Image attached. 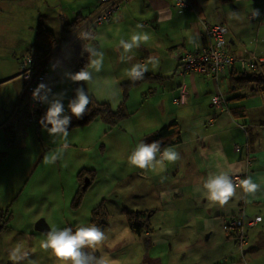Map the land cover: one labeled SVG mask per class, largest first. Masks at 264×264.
<instances>
[{
    "label": "crops",
    "instance_id": "0c3cea01",
    "mask_svg": "<svg viewBox=\"0 0 264 264\" xmlns=\"http://www.w3.org/2000/svg\"><path fill=\"white\" fill-rule=\"evenodd\" d=\"M70 1L73 3L66 12L54 5V29L38 20V25L54 31L57 43L50 52V61L61 62V66L50 73L46 83L53 93L65 92L62 103L67 114L68 101L74 98L77 87L84 88L90 98L109 103L112 109L123 102L127 113L114 125L95 118L88 124L68 129L69 147L64 152V162H60L59 169L54 168L56 176L67 175L69 197L77 188L76 174L81 168L96 171L90 185L96 186L98 201H103L109 213L100 227L108 233L103 244L104 252L116 257L131 249L130 253L136 254L131 264H247L243 253L237 254L241 247L234 234L227 230L226 223L239 213L249 218L264 216V94L227 102L229 108L236 105L245 107L243 116H234L227 108L221 109L211 102L216 93H221L225 99L241 93H228V71L218 79L198 72L182 73L180 56L205 44L200 25V20L205 19L228 27L230 49L237 56L253 53L264 58V0H184L190 4L187 7L176 6L174 0H127L110 22L95 27L93 34L96 38L91 41H80L76 34L86 29L97 10L98 0ZM5 2L7 0H0L3 3L0 14L8 6ZM253 10H258L257 16ZM76 15L82 20L66 36L69 23ZM9 20L6 18L0 24V48H3L0 61L1 67L6 66L0 73V141L6 137L9 143L1 146L0 142V160L7 156L6 150L2 149L15 143L20 126L14 120V115L23 109L19 103L24 92L20 58L41 45L37 37L34 44L27 40L24 31L32 22L21 18L18 19V30L14 29L15 38L8 43L9 35L4 33L10 31ZM134 32L147 33L149 39L134 48L135 52L132 50L127 54L130 59L126 60L124 74L114 73L117 75L116 83L109 85V81H104L108 75H113L109 63L121 62L119 41L130 40ZM1 42L7 43L1 45ZM77 44L81 50L83 46L92 44L105 54L103 69L93 74L91 84L71 82L62 76L65 70L76 72L78 61L87 54H82L81 50L76 54L74 46ZM150 57L158 59L155 66L149 63ZM134 64L146 65L147 72L158 77L133 86L123 100L120 84L129 79L128 70ZM243 66L244 61L239 59L233 67L237 70ZM182 84L186 93L180 97ZM113 92L116 96L110 98ZM155 96L160 98L153 101ZM173 98H178V101L174 102ZM47 107L42 104V108ZM172 121L180 130L179 141L161 147V152L165 148H173L179 153V159L173 163L165 161L163 166L155 168L132 166L128 157L136 145ZM8 128L12 130L13 137H10ZM22 128L23 149L35 138L44 150L51 152L63 143L62 138L53 140L36 123L24 122ZM56 163L59 165L58 161ZM217 166L231 167L233 175H240L241 180L250 176L260 185V191L254 197L245 196L238 188L239 198H233L223 206L211 203L195 189L202 186L209 173L218 170ZM5 168L9 170L11 166L6 165ZM61 180L63 185L65 181ZM161 193H170V196L162 198ZM124 208L152 211L149 226L142 234L132 232L121 216L117 222L123 223L124 228H119L120 231L118 227L111 228L115 217L112 211L124 216ZM75 224L79 225V222L75 220ZM69 227L76 228L74 225ZM244 231L248 240L243 247L250 248L249 241L253 240L249 239L253 238L258 243L264 242V223L245 226ZM124 239H128L127 243L133 247L126 248ZM96 254L100 255L99 252ZM115 264L124 263L115 260Z\"/></svg>",
    "mask_w": 264,
    "mask_h": 264
},
{
    "label": "rangeland",
    "instance_id": "374dc122",
    "mask_svg": "<svg viewBox=\"0 0 264 264\" xmlns=\"http://www.w3.org/2000/svg\"><path fill=\"white\" fill-rule=\"evenodd\" d=\"M72 3L70 0H7L5 4L8 6L0 14V24L4 23L6 18L10 19V31L4 33L9 35L8 43H12L13 38H15L14 29L17 28L19 18L32 22L24 34L27 40H31V43L34 44L37 37L38 20L42 24H49L54 29V5L57 9L66 12ZM2 4L0 3V8H2ZM6 43L1 42V45ZM3 47L7 48V46ZM1 48L2 51L3 48ZM121 51L123 54V49ZM133 51L135 52V50ZM51 64L52 61H49L50 73L53 72L50 67ZM109 65L113 75H108L104 81H109V85H114L116 83L115 76H117L114 73L124 74L123 71L127 68L126 60L117 64H112L111 61ZM5 69L6 66L1 67L0 61V73L4 72ZM158 98L160 97L155 96L152 100L155 101ZM0 142L1 146L9 144L6 142V137ZM22 145L21 141L15 139L14 144L2 149L6 150L7 156L0 160V207L10 211L11 216L6 218V225L0 230V264H13L9 254L15 248H19L21 252L28 254L27 258L20 261L19 264H62L54 254L41 248V242L46 238V233L35 230L36 220L43 218L50 229L52 227L59 229L69 225H74L76 228L88 226L90 225L91 209L102 200L98 201L97 188L92 184L86 189L80 205L72 208L73 195L69 197L70 189H67V175L63 174V177H58L54 174V168L59 169L60 162H64L62 161L63 157L58 160L59 165L56 162L48 164L45 162V157L51 151L44 150L36 138L27 143L25 149L21 147ZM24 156H26L25 160H23ZM69 160H71V154H69ZM6 165H10L11 169L6 170ZM73 177L75 176L73 175ZM62 178L65 181L63 185L61 184ZM112 212L115 217L111 222V228L118 227V231H120L124 225L117 220L120 216L124 219V216L121 213L118 215L115 211ZM75 220L79 222V225L75 224ZM107 234L105 232L106 236ZM249 240H253L249 241L250 248L244 245L242 249L239 250L238 248L237 254L242 255L243 253L247 264H264V242L258 243L257 240L254 241V238ZM127 242L128 239L123 240L126 248H132L133 245L131 246V243ZM246 247L248 248L247 251L245 250ZM130 251L131 249H126L122 255L110 256L112 264H115V260H121L124 264H131L130 261L136 254L130 253Z\"/></svg>",
    "mask_w": 264,
    "mask_h": 264
},
{
    "label": "clouds",
    "instance_id": "9594fccd",
    "mask_svg": "<svg viewBox=\"0 0 264 264\" xmlns=\"http://www.w3.org/2000/svg\"><path fill=\"white\" fill-rule=\"evenodd\" d=\"M255 16L258 15V10H253ZM142 28L141 25L137 26ZM80 41H91L96 37L90 30H81L76 34ZM149 35L143 32H134L130 40L119 41V46L123 49V54L120 60L123 62L130 59L126 54L131 52L134 48H138L141 42H146ZM83 53L88 54L87 64L77 72L63 71L62 76L71 82H84L91 84L94 80V73H99L103 69L104 52L92 44L83 46ZM149 63L155 66L158 59L155 57L149 58ZM61 66L59 60L55 61L50 67L55 70ZM148 71L146 65L134 64L128 70L129 78L133 81L143 78L145 72ZM74 98L68 101L67 110L71 115L65 111L62 103L65 92L53 93L51 87L44 82L39 83L31 93L32 99L41 104H46L48 107L44 115L39 119L38 123L41 128L46 131L49 136L55 140L62 138L63 143L57 150L52 151L45 157V162L54 164L63 157L64 152L69 147L68 126L72 117L80 119L87 112V107L91 103L90 96L82 87H77L74 90ZM116 93L113 92L110 98H114ZM160 158L157 159V154ZM179 159V153L173 148H165L161 152L160 141H153L151 143L140 142L136 145L134 150L128 157L129 163L139 169L155 168L158 165L163 166L165 161L173 163ZM218 170L209 173L206 179L203 180L202 186H197L195 191L200 192L208 201L220 206L226 205L231 199L239 198L237 196V189L245 196H255L260 191V185L255 183L249 176L239 183H234L233 169L231 167L225 169L217 166ZM162 178V182H163ZM162 198H167L170 193H161ZM257 223H264V216L256 217ZM107 239L105 232L95 224L88 226H79L73 230L71 227L58 229L52 227L46 234V238L41 242V248L50 251L54 254L62 264H112V260L108 253L104 252L103 244ZM90 250V251H86ZM99 252L100 255L96 253ZM26 252H21L19 248L13 249L9 256L13 264H19L20 261L27 258Z\"/></svg>",
    "mask_w": 264,
    "mask_h": 264
},
{
    "label": "trees",
    "instance_id": "16d2710c",
    "mask_svg": "<svg viewBox=\"0 0 264 264\" xmlns=\"http://www.w3.org/2000/svg\"><path fill=\"white\" fill-rule=\"evenodd\" d=\"M81 20H82L81 17L79 15H76V17L69 23L70 28L69 30L66 31V36L76 28V26L80 23ZM228 32L229 30L227 27V33L225 34L226 47L228 51L235 56V60L232 64L225 65L223 72L217 74L218 75L217 79L219 75L226 73L228 71L227 72L228 93H232V94L235 92H241V93L230 96L228 99L224 98V107L227 108V110L230 113H232L234 116H243L245 114V107L243 105L231 106L229 108L227 106V102H231V101L237 102L242 98H246L248 95L254 96L257 94H264V58L257 56L256 54L253 53L242 57L237 56L236 53L230 49L229 41L227 39ZM37 38L41 43L40 47H37L36 49H33L29 52L42 50L43 56H40V59L43 62L42 65H45L47 63V68H48V62L50 61V54H51L50 52L54 50V47L57 43L54 33L48 28L44 27L42 24H39L37 30ZM205 45H206V40L203 46ZM239 59H242L244 61V66L243 68L234 70L233 66ZM87 62H88V54H83L82 59L78 61L76 72L79 71L81 68H83L87 64ZM38 67L40 68L41 64H39ZM19 69L21 72L20 61H19ZM157 77L158 75L156 74H153L151 72H145L143 78L140 80L133 81L129 78L128 80L121 82L120 88L122 90V97H123L122 99L125 100L127 98L128 92L130 88H132L133 86L139 84L144 80H149ZM20 96L21 97L19 99V103L21 104L22 108L25 109L26 107H28L30 103L28 92L25 90V88H24V92ZM90 99H91V103L87 107L86 114L83 115V117L80 119L72 117L68 129L76 126L88 124L95 118H100L103 122L107 123L108 125H114L116 122H118L120 119L124 118L127 115V113L124 111L123 108V102H121L118 108L112 109L110 104L107 102H98L93 97H91ZM23 109H21L17 113V115ZM45 112L46 109L42 108V104L34 106L33 115L35 117L36 125L39 127H41V125L38 123V121L44 115ZM68 114L71 115L70 112H68ZM17 115H14V120L16 119ZM8 131H10V135H11L10 137H13L14 134L12 133V130L8 128ZM179 137H180V130L178 128V125L175 121H172L164 125L160 129L156 130L143 142L151 143L153 141H160L161 147H163L165 145L178 142ZM11 142L13 143V138L11 139ZM95 177H96V171L91 168L83 167L77 172L76 181L78 185L72 196L73 197L71 201L72 208H76L80 205L86 189L94 181ZM151 212H152L151 210L133 211L124 208L123 213H124L126 225L132 232L138 235L142 234L149 226V217ZM108 215H109L108 210L102 201L91 209L90 222L91 224H95L98 227H101L106 222ZM10 216H11L10 211H8L7 209L3 210L0 207V224H2L0 230L4 228V226L6 225L5 224L6 218H10ZM71 228L75 230L74 227ZM231 233H233L234 236L237 238L236 232L231 231Z\"/></svg>",
    "mask_w": 264,
    "mask_h": 264
},
{
    "label": "built area",
    "instance_id": "2783aa9c",
    "mask_svg": "<svg viewBox=\"0 0 264 264\" xmlns=\"http://www.w3.org/2000/svg\"><path fill=\"white\" fill-rule=\"evenodd\" d=\"M127 0H98V7L92 15L85 30H90L92 33L97 25L110 22L116 15L118 9L126 3ZM178 7H187L190 4L184 0H174ZM200 25L203 30V35L206 40V45L196 49L183 52L180 56V67L182 73H203L209 77L217 79V74L223 72L225 65L232 64L235 56L230 53L226 47L225 34L227 33V26L221 23H212L208 20L201 19ZM40 56H43L42 50L29 52L20 58L21 75L24 82V88L28 92L30 103L28 107L23 109L17 116L16 120L20 125L14 138L17 141L24 140V131L22 125L24 122L36 123L33 115L35 105L41 103L32 99V90L41 82L46 83L50 78V72L47 68V63L42 65ZM41 64L39 68L38 65ZM34 72V73H33ZM186 93L185 85L180 87V97ZM174 102L178 98H173ZM211 102L217 107L224 108V97L220 93H216L211 97ZM234 183L238 184L240 175L232 176ZM256 217H247L244 213H239L231 217L227 223L226 228L230 231L236 232L238 243L242 249L246 242L245 226H253L256 223Z\"/></svg>",
    "mask_w": 264,
    "mask_h": 264
},
{
    "label": "water",
    "instance_id": "95a60500",
    "mask_svg": "<svg viewBox=\"0 0 264 264\" xmlns=\"http://www.w3.org/2000/svg\"><path fill=\"white\" fill-rule=\"evenodd\" d=\"M80 50H81V46L79 44L74 46V51L76 54H79ZM34 228H35V230L44 232L46 234L50 230L49 226L47 225V223L44 221L43 218L36 220V222L34 224ZM86 251H89V250L86 249Z\"/></svg>",
    "mask_w": 264,
    "mask_h": 264
},
{
    "label": "flooded vegetation",
    "instance_id": "af4514ba",
    "mask_svg": "<svg viewBox=\"0 0 264 264\" xmlns=\"http://www.w3.org/2000/svg\"><path fill=\"white\" fill-rule=\"evenodd\" d=\"M2 227V224H0V228Z\"/></svg>",
    "mask_w": 264,
    "mask_h": 264
}]
</instances>
